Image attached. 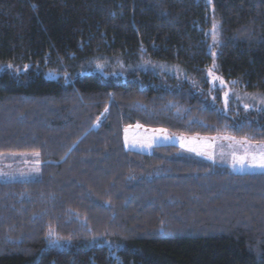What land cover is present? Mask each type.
Returning <instances> with one entry per match:
<instances>
[{
    "label": "trees",
    "instance_id": "16d2710c",
    "mask_svg": "<svg viewBox=\"0 0 264 264\" xmlns=\"http://www.w3.org/2000/svg\"><path fill=\"white\" fill-rule=\"evenodd\" d=\"M213 63L264 96V0H0V155L41 161L0 182V264H264V172L124 145L136 124L264 143Z\"/></svg>",
    "mask_w": 264,
    "mask_h": 264
},
{
    "label": "rangeland",
    "instance_id": "374dc122",
    "mask_svg": "<svg viewBox=\"0 0 264 264\" xmlns=\"http://www.w3.org/2000/svg\"><path fill=\"white\" fill-rule=\"evenodd\" d=\"M214 63L207 71L208 80L214 88L221 90L225 105L233 101L243 108L264 107V96L244 94L236 87L225 84L219 77ZM123 141L128 150L140 152H149L156 145L175 144L179 147L181 154L226 165L233 171L264 172L259 168L248 167L247 164L241 167L237 163V158L241 157H246V160L250 162L253 154H258L261 149H264V143L230 136H186L164 129L146 128L138 124L123 129ZM40 166L41 161L36 153L2 154L0 155V182L37 180L40 177Z\"/></svg>",
    "mask_w": 264,
    "mask_h": 264
},
{
    "label": "snow or ice",
    "instance_id": "6c2138e0",
    "mask_svg": "<svg viewBox=\"0 0 264 264\" xmlns=\"http://www.w3.org/2000/svg\"><path fill=\"white\" fill-rule=\"evenodd\" d=\"M216 30H217V25L213 24L212 33H213L214 43L216 42ZM37 155L39 154L37 153ZM237 163H239L241 167H244L247 164L248 167H255L264 170V149H261L258 154H253L251 156L250 162L246 160V157H241V158H237ZM49 234L52 235L53 233L50 231Z\"/></svg>",
    "mask_w": 264,
    "mask_h": 264
}]
</instances>
